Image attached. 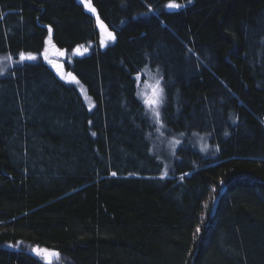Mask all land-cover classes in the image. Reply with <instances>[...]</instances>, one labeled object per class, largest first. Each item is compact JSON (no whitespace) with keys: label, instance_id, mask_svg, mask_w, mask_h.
<instances>
[{"label":"trees","instance_id":"trees-1","mask_svg":"<svg viewBox=\"0 0 264 264\" xmlns=\"http://www.w3.org/2000/svg\"><path fill=\"white\" fill-rule=\"evenodd\" d=\"M48 45L61 71L39 57L0 77V264H45L35 247L51 264H264V0H0V55ZM145 66L166 132L210 133L216 157L186 138L166 169Z\"/></svg>","mask_w":264,"mask_h":264},{"label":"rangeland","instance_id":"rangeland-1","mask_svg":"<svg viewBox=\"0 0 264 264\" xmlns=\"http://www.w3.org/2000/svg\"><path fill=\"white\" fill-rule=\"evenodd\" d=\"M85 2V1H84ZM169 6V5H168ZM32 54V53H25ZM66 51L55 50L53 46L48 45V48L43 49L41 53L32 54L36 56L35 60L25 59L21 61L18 55L12 54H2L0 55V77L9 73L10 69L22 65L25 62H34L39 59V57L47 60L54 69L61 71L64 65V60L68 57ZM10 57V58H9ZM137 81V96L143 102L148 115L154 121L156 128L152 132V146H155V151H157L159 157L166 162V169L171 165L172 161L176 157V153L181 145L185 143V139L188 138L191 144L199 150L203 155L216 157L220 152L219 146L211 141L210 133L194 132L190 136H186L185 133L179 134L177 136L173 134H168L166 132L165 126L162 124V112L166 101V93L163 84L162 73L157 68H152L150 66H145L142 70L134 75ZM68 82L75 85L83 98L87 101H92V97L89 94L85 84L77 77L67 78ZM159 79L160 86L163 88V104L160 105V120L158 121L152 114L149 105L146 103L147 100L153 99V89L155 88L156 81ZM87 103V102H86ZM90 103V102H89ZM170 164V165H169Z\"/></svg>","mask_w":264,"mask_h":264},{"label":"snow or ice","instance_id":"snow-or-ice-1","mask_svg":"<svg viewBox=\"0 0 264 264\" xmlns=\"http://www.w3.org/2000/svg\"><path fill=\"white\" fill-rule=\"evenodd\" d=\"M169 7L171 8H180L182 5L177 3H170ZM93 12H95V8L91 9ZM111 39L115 40V35L112 33H109ZM10 58V57H9ZM19 59L21 61L28 59V60H35L36 56L32 54H25V53H19ZM153 99L147 100L146 103L149 105L150 110L152 111L153 116L159 121L160 120V105L163 104V88L160 86L159 79L156 81L155 88L153 89ZM115 175V173H113ZM199 231V229H197ZM33 253H35L37 256H39L42 260L45 261V264H51V261L53 258H58L59 253L44 249L43 251L39 247H35L32 249Z\"/></svg>","mask_w":264,"mask_h":264}]
</instances>
